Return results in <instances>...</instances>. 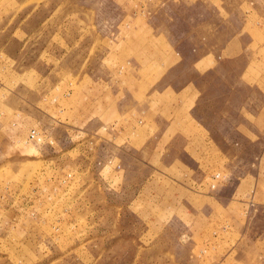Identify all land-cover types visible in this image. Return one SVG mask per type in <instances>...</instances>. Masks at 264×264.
I'll return each instance as SVG.
<instances>
[{"label":"rangeland","instance_id":"1","mask_svg":"<svg viewBox=\"0 0 264 264\" xmlns=\"http://www.w3.org/2000/svg\"><path fill=\"white\" fill-rule=\"evenodd\" d=\"M183 2L0 0V264H217V239L249 248L264 238V211H231L221 170L206 181V206L190 208L178 198V211L167 212L153 181L159 156L148 150L128 159L127 171L121 148L127 124L89 123L103 104L90 108L100 86L89 77L120 61L114 48L121 34L143 28L137 17L184 47L191 43L182 34L192 29L240 50L202 85L201 108L213 131L236 108L231 84L258 45L233 37L241 1L223 0L226 11L218 16ZM207 19L210 25L201 26ZM223 137L214 132V142L233 155ZM207 153L217 157L213 147ZM165 183L161 188L175 191Z\"/></svg>","mask_w":264,"mask_h":264},{"label":"crops","instance_id":"2","mask_svg":"<svg viewBox=\"0 0 264 264\" xmlns=\"http://www.w3.org/2000/svg\"><path fill=\"white\" fill-rule=\"evenodd\" d=\"M240 1V10L235 13L240 15L242 23L233 37L241 35L258 45L252 47L250 59L240 66L231 84L228 95L238 100L236 108L229 110L221 123L216 119L217 127L222 129L216 127L213 131L211 119L201 108L202 85L210 74L223 68L227 54H239L240 50L227 48L224 43L215 44L207 34L197 36L191 33L192 29L183 33L182 37L191 43L184 47L172 38L171 32H157L148 23L143 25L140 17L134 18V22L140 20L143 28L119 36L123 40L114 49L121 53L120 61L111 66L105 63L102 67L106 72H99L102 76L89 77L90 85L100 86L99 91L90 95V108L98 106V101L103 102L89 123L127 124L128 136L121 142L126 170L131 163L128 159L139 160L148 150L159 156L153 181L157 183V195L163 199L159 204L167 212L178 211V198L190 208L206 206L210 201L206 181L214 168L223 173L221 185L229 191L231 211H264V0ZM218 2L185 0L183 3L218 16L222 10L226 11V7L220 6L223 0ZM246 6L250 7L249 12L245 11ZM200 16L193 15L191 20ZM208 21H201V26L210 25ZM130 53L131 61H125ZM108 70H111L109 76ZM230 116L236 118L233 124L229 123ZM214 132L224 134L233 155L226 154L220 142H214ZM215 140H218L216 135ZM211 147L216 149L217 157L208 155ZM240 157L244 160L240 161ZM165 182H172L175 191L169 193L161 188ZM229 225L226 227L233 231L234 226ZM215 244L219 252L217 264H264V238L251 242L249 248L223 237Z\"/></svg>","mask_w":264,"mask_h":264},{"label":"built area","instance_id":"3","mask_svg":"<svg viewBox=\"0 0 264 264\" xmlns=\"http://www.w3.org/2000/svg\"><path fill=\"white\" fill-rule=\"evenodd\" d=\"M36 136H37V133H32V134H31V137H32V138H36ZM218 177H219V175H216V178H218Z\"/></svg>","mask_w":264,"mask_h":264}]
</instances>
